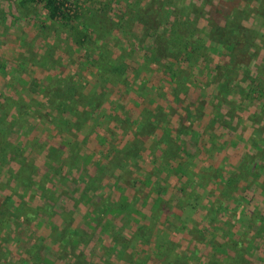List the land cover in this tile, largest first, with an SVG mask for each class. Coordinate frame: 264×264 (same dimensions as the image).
I'll return each instance as SVG.
<instances>
[{"label":"rangeland","instance_id":"rangeland-1","mask_svg":"<svg viewBox=\"0 0 264 264\" xmlns=\"http://www.w3.org/2000/svg\"><path fill=\"white\" fill-rule=\"evenodd\" d=\"M164 1L169 13L159 11L162 0H59L61 15L52 19L42 0H0V152L6 154L0 181L8 187L0 193L15 183L9 175L19 166L16 156L27 157L41 186H21L13 207L26 201L46 208L47 200L53 206L51 216L44 209L42 223L28 233L45 237L70 212L74 224L88 230L86 242L83 235L68 246L45 239L50 259L42 264H75L77 256L87 264H117L111 235L130 239L124 243L134 262L122 264L152 257L157 248L149 240L158 236L176 241L189 255L188 264H232L235 251L225 242L242 225L234 222L227 229L219 221L211 229L203 215L213 195L196 183L188 189H197L198 198L183 195L173 152L186 154L197 174H214L213 168L220 167L226 176L243 164L240 213L247 218L250 209L264 212V0H193L186 17L192 40L200 39L205 47L186 62L147 50L148 31L156 23L161 30L170 27L181 8L176 5L185 0ZM107 58L124 65L121 73L113 74ZM166 60L178 67L174 75L163 70ZM71 83L86 95L79 101L85 104L77 102L71 113L53 110L51 98L69 95ZM249 90L254 97L244 98ZM164 116L169 123L161 120ZM142 121L148 122L144 139L135 134ZM166 126L173 144L160 141ZM132 138L141 140L143 150L134 161H125L118 154ZM163 149L168 162L161 165ZM123 160L126 182L143 181L151 173L148 182L157 177V189L141 185L140 193L120 179L123 172L111 164ZM222 185L212 182L207 188L218 195ZM139 193L136 203L124 213L119 210L122 195L134 199ZM158 204L163 209L150 219ZM226 205L219 217L232 224L233 202ZM151 222L148 240L133 237L139 223ZM256 240L245 256L251 264H264V239ZM3 246L17 251L10 243Z\"/></svg>","mask_w":264,"mask_h":264},{"label":"trees","instance_id":"trees-1","mask_svg":"<svg viewBox=\"0 0 264 264\" xmlns=\"http://www.w3.org/2000/svg\"><path fill=\"white\" fill-rule=\"evenodd\" d=\"M29 1H36V0H29ZM44 3L45 8L47 9L50 18L56 19L61 15V5L59 4V0H42ZM163 2L158 3V9L160 12L166 11L168 12V9L166 7V2L162 0ZM173 3V2H172ZM181 6L176 5V7L181 9V11L176 10L175 15L177 18L173 21L170 27L164 26L161 29H159L158 23L154 24L151 31H148V36L151 35L152 37V43L148 47V52L156 53L158 50L160 52L163 51V56L165 57H173L174 59H179L180 61H189L190 56L191 59L195 56V54L198 52V50L205 47L204 43L200 42V39H197V41L192 40L193 33L190 30L191 29V18L186 17V15L189 13L188 10L194 6L193 0H185L184 2H181ZM173 13V9L170 10ZM169 13V12H168ZM180 14V16H178ZM185 15L182 19L181 16ZM193 27V26H192ZM189 34H185V31H189ZM77 41L81 43L80 38H77ZM200 44H197V43ZM107 62L113 65V74L121 73V70L123 69L124 65L116 66L114 65L113 59L107 58ZM193 60V59H192ZM173 62L166 60L164 65L162 66L163 70L168 72L171 75H174V73L178 70V67L172 68ZM261 80V79H260ZM261 84V83H259ZM73 83L69 84L68 90H70L69 95H60L57 93L55 97H52L51 99V106L53 110L60 111V112H75L77 111V102L80 101L83 97L86 95L82 92H77L76 89L72 86ZM260 99L263 97L262 94L257 95ZM251 99L254 97L250 90L249 92L244 94V98ZM83 105L85 104L82 100ZM86 106V105H85ZM84 111H87V108H83ZM93 108L90 111H92ZM189 113H191V110H188ZM163 122L169 123V120L164 116L163 119H161ZM148 124L147 121H142L140 124H138L137 128H135V134L137 136H140L142 139L146 138L148 135L144 134L142 131V128H144L145 124ZM156 123V122H155ZM149 124H153L149 121ZM155 125V124H154ZM169 126L164 127V134L161 137V142L164 143H174L170 141V132L166 130ZM181 132L178 131L177 136H180ZM131 146L124 148L118 155L116 154V157H120L121 159L127 160H133L138 158L140 156V152L143 150V144L141 143V140H136V138H132ZM178 150V149H177ZM131 151L139 152V154L135 155L134 153H131ZM165 150L163 149L160 155L161 159V165H164L168 162V158L164 156ZM6 154L3 152H0V160H2V157H6ZM185 156V157H184ZM68 156L64 157L67 159ZM173 161V170L176 174L179 175L180 180V191H182L183 195L187 194L190 199H196L198 198L200 192H198L197 189H188V187L194 183L198 184L200 188L205 189V191L208 190V193L213 195L212 197V204L208 210H206L205 214L203 215L204 220H206L211 227L212 230H215V227L213 224L216 222H221L226 226L227 229H230L234 222H237L241 224V228L237 230V234L233 239L231 237L229 241L225 242L226 247H232V249L235 251V255L232 257V264H251L250 259L246 258L245 255L251 253L246 248L247 245L250 247V245L255 242L256 239L263 238L264 239V212H261L257 208L250 209L247 211V218H244L242 216V213H240L242 207L241 205V197L237 192L240 189V181H242V177L240 176V172L238 171L239 168L243 167V164H240L238 166V169H234L230 174L223 175L222 172H220V167H211L215 170V173H200L197 174L194 169H191L188 163H186L188 160L186 154H179V152H173V156H170ZM187 158V159H185ZM17 164L19 165L18 168L15 169L14 172H11L9 175V178H13L15 180L14 185L9 189L7 192H1L0 193V264H42L46 260H48L47 254L49 252V245L44 242L45 239H48L50 242L59 243L61 245L68 246L73 241L81 239L83 235H86L84 238L85 242L87 241L88 237V230L83 229L80 226H77L73 222V218L71 215V212L69 213V216H66L67 214H64L62 217V225L61 226H55L52 225L49 230L46 232L45 237H36L33 238L28 232L33 229V227L40 225L42 223V215L41 213L45 209L44 213H48L49 217L52 214L53 206L52 204L48 203L49 200L46 202V208L39 206V207H32L29 204L25 202H19L17 207H13L12 204V197L14 192L19 191L20 187L23 186L24 189H30L33 187L40 188L41 184L39 182L34 181L33 178L38 175V172L33 167V164H31V159H27V157H24L22 155L16 156ZM175 160H178L175 162ZM124 161V160H123ZM124 163L116 162L112 163L111 165L118 169L119 173L123 172L120 179L124 180L127 179L129 176L128 173L124 170L128 167V164L125 165ZM127 166V167H126ZM163 167V166H162ZM153 177L150 173L147 175V179L140 180L139 178L132 179V182L130 183L126 182L127 180H124L126 184L133 188H137L138 191L141 193L144 190L142 189L145 185H151V188H156V186L160 183L159 179L153 178L152 182H148L149 179ZM8 178V179H9ZM43 180V177L40 181ZM223 182V185L218 187V195L214 194V191H209L207 188L208 184H211L212 182ZM205 182V183H204ZM142 185V187H141ZM7 185L4 181H0V188L5 189ZM10 187V185H9ZM8 188V187H7ZM157 189V188H156ZM160 189V188H159ZM32 192H34V189H32ZM136 194V197L130 198L128 195H122L121 198L124 200V203L121 202V209L120 211L125 212L128 208V204H134L138 201L141 194ZM236 193V194H234ZM227 202H233V206L229 210V218L232 221V224L230 221L221 219L219 217V212L221 210L229 209L226 206ZM109 205V204H108ZM225 208V209H224ZM104 208L101 209V211ZM162 206L159 207V204L153 208L151 212L150 219L153 218V213L156 210H162ZM102 214V213H100ZM48 217V218H49ZM151 221V220H150ZM107 229H110L109 224H106ZM38 227V226H37ZM153 228V222H151L150 225H144V224H138L136 227L133 237L140 240H148L149 234L147 233V237L145 234V231H151ZM158 228H156L157 230ZM195 231V232H194ZM189 233L194 235L197 233L196 226H194V230L190 229ZM112 234V233H111ZM231 236V235H230ZM146 238V239H144ZM193 239H195L193 237ZM111 242L113 243V248L117 252V257L119 258L117 264H122L120 262L127 261L129 263L134 262V257L129 255L126 245L124 242L127 240L122 238L121 240L119 238H116L115 236L111 235L110 237ZM150 245H153L157 248V252L150 258H145L142 260V257H137V261L142 264H188L186 260L188 259L189 255L187 253H184L182 250H180L179 244L168 238H163L162 236H158L155 238H151ZM257 241V240H256ZM10 243L12 246H15L17 248V251L13 249H10L8 246H3V243ZM130 243V239L128 240ZM233 242V243H232ZM246 245V246H245ZM251 249V248H249ZM16 252L22 256L15 255ZM24 254H21V253ZM11 255V257H10ZM26 255V256H23ZM77 256V255H76ZM77 261L75 264H87L85 261L80 260V258L77 256ZM114 264V263H113ZM116 264V263H115Z\"/></svg>","mask_w":264,"mask_h":264},{"label":"crops","instance_id":"crops-1","mask_svg":"<svg viewBox=\"0 0 264 264\" xmlns=\"http://www.w3.org/2000/svg\"><path fill=\"white\" fill-rule=\"evenodd\" d=\"M234 225V224H233ZM48 258L50 259V256H48Z\"/></svg>","mask_w":264,"mask_h":264}]
</instances>
